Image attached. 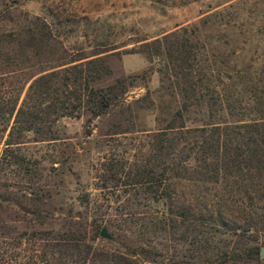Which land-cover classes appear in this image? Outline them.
<instances>
[{
  "label": "trees",
  "instance_id": "trees-1",
  "mask_svg": "<svg viewBox=\"0 0 264 264\" xmlns=\"http://www.w3.org/2000/svg\"><path fill=\"white\" fill-rule=\"evenodd\" d=\"M33 23L27 35H0V145L4 143L16 162L22 157L12 147L24 142L27 131L46 135L65 116L88 113L93 120L139 77H121L105 87L93 84L111 69L102 56L81 60L114 46L91 55L71 52L49 72L43 73L48 70L44 68L27 76V61L55 60L57 53L53 27L41 19ZM198 32L182 27L132 48L150 60L160 59L163 78L170 81L167 88L182 97L181 108L167 125L147 133L136 159L127 165L109 161L103 168L100 187L133 189L137 206L140 194H149L143 198L154 206L152 211L126 213L127 223L138 229L126 225L121 229L129 232L113 233L100 242L96 219L90 222L72 210L55 215L28 209L41 229L12 238L17 242L3 236L0 264L262 261L257 241L264 233V69L222 68L223 60L208 50ZM192 107L206 109L210 121L186 125L185 112ZM16 204L22 207V199Z\"/></svg>",
  "mask_w": 264,
  "mask_h": 264
},
{
  "label": "rangeland",
  "instance_id": "rangeland-1",
  "mask_svg": "<svg viewBox=\"0 0 264 264\" xmlns=\"http://www.w3.org/2000/svg\"><path fill=\"white\" fill-rule=\"evenodd\" d=\"M37 19L53 27L57 53L55 60L27 61V76L44 68L48 70L43 73L49 72L71 52L85 50L91 55L114 46L81 60L105 57L111 73L93 84L105 87L121 77H139L122 98L93 120H88V113L65 116L46 135L27 131L24 142L12 147L21 154L19 162L5 151L4 143L0 145L1 241L6 235L11 237L8 241L17 242L12 238L41 229L26 213L28 209L55 215L79 212L90 222L96 219L101 229L106 226L110 234L124 233L126 229L121 228L132 226L126 214L132 209L152 211L148 193L140 194L137 206L133 189L100 187L104 165L136 159L147 133L165 127L182 105V97L167 88L170 81L159 69L163 62L132 48L182 27H194L199 28L198 36L208 50L223 60L222 68L230 72L248 65L251 71L264 69V0H0V35H27ZM207 121L204 108L185 112L188 126ZM21 199L22 207L16 204ZM100 238V242L108 240ZM257 244L263 262L250 264L264 263V233Z\"/></svg>",
  "mask_w": 264,
  "mask_h": 264
},
{
  "label": "water",
  "instance_id": "water-1",
  "mask_svg": "<svg viewBox=\"0 0 264 264\" xmlns=\"http://www.w3.org/2000/svg\"><path fill=\"white\" fill-rule=\"evenodd\" d=\"M101 236L106 239L111 238V234L108 232V229L106 226H104L101 230ZM261 255L264 256V246L261 248Z\"/></svg>",
  "mask_w": 264,
  "mask_h": 264
}]
</instances>
